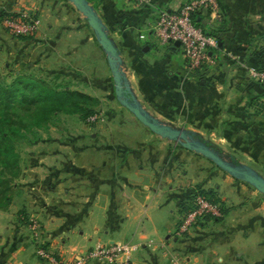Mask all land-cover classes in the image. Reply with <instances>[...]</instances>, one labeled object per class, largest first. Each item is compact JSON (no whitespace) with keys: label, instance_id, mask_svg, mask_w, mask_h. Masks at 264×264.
I'll list each match as a JSON object with an SVG mask.
<instances>
[{"label":"rangeland","instance_id":"rangeland-1","mask_svg":"<svg viewBox=\"0 0 264 264\" xmlns=\"http://www.w3.org/2000/svg\"><path fill=\"white\" fill-rule=\"evenodd\" d=\"M66 1L73 6L70 17L53 23L50 20L64 16L65 10L47 11L43 28H51L52 32L45 31L47 35L41 39H53L51 42H38V37L35 39L33 34L12 35L3 25L2 14L14 15L23 10L37 16L35 5L22 6L16 11H0V209L11 210L37 237L40 234L39 216L44 214L45 207L52 206V225L60 224L62 209L66 206L74 210L77 205L79 209L72 214L78 217L80 211L83 214L93 204L90 201L94 197V188L90 181L95 174H99L96 180L101 178L102 182L104 176L106 180L123 178V173L110 170V167L115 164L118 168L126 162L130 158L126 154L136 160L138 156H134L141 148L152 145L155 152L158 148L165 152L156 174L165 172L166 178L178 180V184L184 182V186L187 184L190 188L188 194L197 189L212 190L225 208L221 218L228 216L224 225L221 220L208 218L177 236L173 230L172 236L183 239L194 230L202 229L201 237L210 240L218 232H224L225 227L236 228L235 247L244 250V259L240 262L239 256H232L237 260L235 264H264V194L245 178V174H249L264 181V170L253 171L246 163L240 164L229 149L190 129L183 114L171 115L160 110L158 102L148 99L138 77L131 74L121 56V42L102 26L116 50L112 57L98 43L96 33L87 23L86 13L94 14L92 9L99 0H83V9L71 0ZM57 2L54 0V5ZM156 42L163 47L157 39ZM47 43L48 47L44 46ZM108 57L114 59L111 65ZM111 66L116 68L121 88L130 91V99L115 94ZM195 74L204 73L196 71ZM16 76L31 78L35 90L8 92V86ZM51 88L76 91L87 98L78 99L79 111L36 109L44 103L38 102L34 93ZM125 104L137 107L160 126L162 132L150 130ZM256 104L264 114L263 101ZM5 118L8 120L3 122ZM32 118H36V125ZM216 160L233 171L226 170ZM212 171L216 179L208 177ZM208 179L211 182H207ZM78 191L83 196L79 204L74 197V194L78 196ZM185 196L180 202L186 204ZM32 209L36 210L37 217L28 218ZM220 222L222 226H219ZM41 246L58 255L42 240L36 242L35 252ZM37 258L41 264H46L45 260Z\"/></svg>","mask_w":264,"mask_h":264},{"label":"crops","instance_id":"crops-1","mask_svg":"<svg viewBox=\"0 0 264 264\" xmlns=\"http://www.w3.org/2000/svg\"><path fill=\"white\" fill-rule=\"evenodd\" d=\"M184 1L99 0L92 10L105 30L121 42V56L149 100L171 115L183 114L190 129L229 149L240 164L246 163L253 171L264 170V114L256 104L264 103V84L248 74L249 67L264 69V0H217L224 41L210 50L200 76L186 69L180 48H160L151 30L159 10H176ZM26 5L36 6L38 25L33 37L38 42L44 41L45 31L52 32L43 28L48 10H65L64 16L50 20L53 23L73 15L72 4L64 0L56 5L54 0H0V11ZM210 25L217 26V22ZM126 156L130 158L121 166L110 167L123 173V178L106 180L104 176L102 182L95 174L91 179L93 204L83 214H72L79 209L77 205L72 206L74 210L66 206L60 224L52 225V206L45 207L37 237L11 210L0 209V264H41L35 252L38 240L49 243L63 260L85 254L95 242H134L130 264H235L232 256L243 261L244 250L235 247L236 228L225 227L210 240L201 237L202 229L183 239L172 236L181 212L180 199L190 188L166 178L165 172L156 174L165 157L163 150L155 152L151 145L141 148L134 161L131 154ZM208 177L216 179L215 172ZM77 193L74 197L79 204L83 196ZM31 217H37L36 210H30ZM225 217L220 219L223 225L228 220ZM85 264L111 263L91 258Z\"/></svg>","mask_w":264,"mask_h":264},{"label":"built area","instance_id":"built-area-1","mask_svg":"<svg viewBox=\"0 0 264 264\" xmlns=\"http://www.w3.org/2000/svg\"><path fill=\"white\" fill-rule=\"evenodd\" d=\"M141 2L145 0H131ZM208 11V23L220 21L217 0H185L173 11L159 10L152 22V34L159 45L171 46L178 42V48L185 57V67L192 72L203 73L204 65L209 60V52L217 46L216 38L206 34L192 22L191 15L199 9ZM7 31L15 36H28L35 32L38 19L33 12L20 11L14 15L2 17ZM248 74L255 80L264 83V70L248 68ZM220 202L209 195L195 193L186 202V209H182L175 224L174 236L184 233L190 226L202 222L204 219H217L222 216ZM135 245L129 243L106 242L96 243L84 255L74 256L70 260H63L44 246L36 250L38 257L46 264H85L91 258H103L111 264H130V254Z\"/></svg>","mask_w":264,"mask_h":264},{"label":"trees","instance_id":"trees-1","mask_svg":"<svg viewBox=\"0 0 264 264\" xmlns=\"http://www.w3.org/2000/svg\"><path fill=\"white\" fill-rule=\"evenodd\" d=\"M4 15L5 14H2L1 16L3 17ZM191 19L195 26L200 27L206 34L214 36L216 38L217 43H219L220 46L223 44V41H224L222 37L223 31L220 28V22L216 21L217 26L212 27L210 24H212L213 22L212 23L207 22L208 11L206 9L204 8L199 9L198 11H196L194 14L191 15ZM256 70H259V69H256ZM261 84H264V83H261ZM27 88L29 90H33V91L35 90V85L32 82L31 78L29 77L27 78L26 76H16L15 78H13L10 85L8 86V92L14 93L18 89H27ZM128 95H130V93ZM34 97L38 102L44 103L43 105H39L38 107L36 106V109L42 110V108H44V110L48 109V111L50 112H58V111L65 112L70 109L72 111H79L81 108H79L78 106V103H77L78 99L87 98V96H84L83 94H80L79 92H76V91L55 90L52 88L49 89L48 91H38L34 93ZM7 120L8 119L5 118L2 121L5 122ZM35 120L36 118L34 120L32 118V121H34L36 125L37 120L36 121ZM208 143L209 145H213L211 142H208ZM195 193L201 194V195H209L217 200V198L215 197L216 194L213 193L212 190L197 189L185 197V202L187 201L189 202ZM222 204L223 202H221L220 211L223 215L225 213V208ZM183 208L186 209L187 207L184 202H181L180 211H182ZM220 219L221 217L217 218L216 220L219 221Z\"/></svg>","mask_w":264,"mask_h":264},{"label":"water","instance_id":"water-1","mask_svg":"<svg viewBox=\"0 0 264 264\" xmlns=\"http://www.w3.org/2000/svg\"><path fill=\"white\" fill-rule=\"evenodd\" d=\"M75 6L79 7L80 9L84 8V2L83 0H71ZM86 18H87V23L89 24V26L94 30V32L97 35L98 38V43L101 45V47L108 53L110 54L112 57L115 56L116 50L114 48V46L112 45L111 41L109 40V38L107 37L106 33L104 32L101 23L98 21V19L96 18V16L91 13V12H87L86 13ZM178 42H174L170 48L175 50L178 48ZM112 59L111 57H108V61L109 64L111 65L112 63ZM111 71H112V78L114 80L115 83V94L117 96H120L121 93L124 91V89L121 88V83H120V77L119 75L116 73V68L111 66ZM125 90H127L125 88ZM125 106L132 111V113L134 114V116L144 125H146L150 130H152L155 133L160 134L162 132V128L160 126H157L153 121L149 120L144 114H142L140 112V110L137 107L134 106H130L128 104H125ZM186 147H188L189 145L186 144ZM212 158H215V156H213L212 154H209ZM216 163L219 164L220 166H222L223 168H225L226 170L232 172V168L230 166H226L224 164H222L221 161L216 160ZM245 178L252 183L259 191H261L264 194V181L259 178V177H255L249 174H245Z\"/></svg>","mask_w":264,"mask_h":264},{"label":"flooded vegetation","instance_id":"flooded-vegetation-1","mask_svg":"<svg viewBox=\"0 0 264 264\" xmlns=\"http://www.w3.org/2000/svg\"><path fill=\"white\" fill-rule=\"evenodd\" d=\"M124 89V91L122 92V96L123 97H128L129 99H130V95H128L129 93H128V91L127 90H125V88H123Z\"/></svg>","mask_w":264,"mask_h":264}]
</instances>
